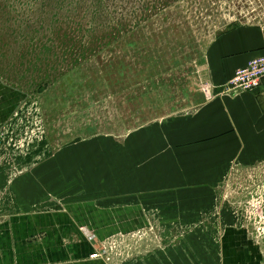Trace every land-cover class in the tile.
Masks as SVG:
<instances>
[{"label": "rangeland", "instance_id": "rangeland-1", "mask_svg": "<svg viewBox=\"0 0 264 264\" xmlns=\"http://www.w3.org/2000/svg\"><path fill=\"white\" fill-rule=\"evenodd\" d=\"M250 26L264 28V0H0V95L10 99L0 122V215L15 212L11 185L19 174L71 142L193 122L207 47ZM207 127L171 126V135L200 143L186 144L189 153L167 166L150 161L154 192L118 201L135 202L143 217L122 232L124 245L144 248L151 232H171V245L185 239L204 254L211 249V259L225 233L244 232L264 264V138H251L249 128ZM57 192L30 212L62 210L70 199ZM162 214L170 221L148 224Z\"/></svg>", "mask_w": 264, "mask_h": 264}, {"label": "crops", "instance_id": "crops-1", "mask_svg": "<svg viewBox=\"0 0 264 264\" xmlns=\"http://www.w3.org/2000/svg\"><path fill=\"white\" fill-rule=\"evenodd\" d=\"M262 55L264 28L241 27L217 36L199 63L198 77L205 89H196L194 96L200 112L193 122L176 124L179 131L185 124L207 123L208 130L216 126L249 128L253 131L251 138H260L261 134L264 138V83L251 93L224 94L234 72ZM9 109L10 99L0 95V122L9 115ZM176 125H151L124 138L93 137L85 139L84 144L71 142L47 162L19 174L11 185L15 212L0 215V264H111L90 256L99 248L98 242L143 223L140 206L127 201L139 193L154 192L150 161L167 166L164 163L175 154L189 153L186 144L196 143L184 132L171 135V126ZM161 171L168 173L166 167ZM54 191H58L56 199L60 192L70 199L65 200L62 210L50 204L48 211L30 212L33 204ZM76 194L78 198L73 196ZM124 197L127 201L118 203ZM149 199L152 205L154 201ZM108 201L114 204L107 206ZM146 219L149 225L156 219L170 221L163 214ZM172 220L176 222L179 216ZM158 233L151 232L149 236L153 244L122 251L123 258L114 264H188V256L194 259L191 264H201L203 256L206 264H212V259L215 264H262L253 256L254 247L244 232L225 233L220 249L216 247L211 259V249L204 254L200 245L187 247L185 239L171 245L168 237L173 233ZM90 235L94 240H89Z\"/></svg>", "mask_w": 264, "mask_h": 264}, {"label": "built area", "instance_id": "built-area-1", "mask_svg": "<svg viewBox=\"0 0 264 264\" xmlns=\"http://www.w3.org/2000/svg\"><path fill=\"white\" fill-rule=\"evenodd\" d=\"M262 83H264V55L249 61L244 68L236 70L226 83L224 94L251 93L259 89ZM122 235L115 237L116 239L98 242L99 248L90 256V259L102 260L111 264H114L115 261L118 263L123 258L121 252L127 249ZM88 238L89 240H94L92 235L88 236Z\"/></svg>", "mask_w": 264, "mask_h": 264}]
</instances>
